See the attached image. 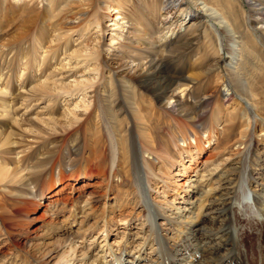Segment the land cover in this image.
Instances as JSON below:
<instances>
[{
  "label": "rangeland",
  "instance_id": "1",
  "mask_svg": "<svg viewBox=\"0 0 264 264\" xmlns=\"http://www.w3.org/2000/svg\"><path fill=\"white\" fill-rule=\"evenodd\" d=\"M91 1L0 4V264H264V26L248 0L227 3L231 27L256 41L241 52L236 38L240 91L228 81L230 46L218 50L206 22L183 31L192 21L174 10L164 18L139 0ZM182 56L209 70L181 80L187 112L212 99L201 128L170 108L158 129L140 126L133 106L114 111L112 126L104 96L126 104L120 92L136 90L165 106L179 90L161 98L153 87ZM151 58L162 69L145 80ZM99 136L106 150L79 162ZM205 194L200 220L188 223Z\"/></svg>",
  "mask_w": 264,
  "mask_h": 264
},
{
  "label": "bare ground",
  "instance_id": "2",
  "mask_svg": "<svg viewBox=\"0 0 264 264\" xmlns=\"http://www.w3.org/2000/svg\"><path fill=\"white\" fill-rule=\"evenodd\" d=\"M5 0H0V4L1 2H4ZM58 2H62V0H56ZM90 3H87L86 7H89L92 5V1L88 0ZM147 0H139V5L143 8H147L149 13L151 15L157 13V12H162V15L164 18H167L168 13H171V10H174V14L177 12V19H182L185 20V22H190L192 21V23H189L187 25V27L185 26L183 28V31H185L188 28H194L196 25H201L204 22H206L208 24L209 27L212 28V30L215 32V35L217 37V39L219 38V42H218V50H220L222 48V44L223 42H225V44H228L230 46V49H227L228 54H230V61L225 63V65H227L226 71L227 74L229 75V83L230 86L233 87V89L235 88L236 90L238 89L239 91L242 88V80L240 78V73L239 71H235L233 70L231 64V59L234 58V56L236 55V50L237 48H235L236 45H238V43L240 41H237L236 38H240L241 36L243 37V34H239L237 32L236 29H234V27H231V24L229 23V16L234 15L233 13H231L229 11V9L227 8V3L228 0H152V3L149 5H145V2ZM247 1V0H246ZM117 2H119V0H117ZM48 3L50 4H55V0H48ZM248 5H249V9L252 12L251 14L254 15L255 19H259L260 21H258V23H260V26H264V0H248L247 1ZM27 2L23 1L20 3V7H26ZM63 6H66V4L62 3ZM58 6V5H55ZM229 6V3H228ZM26 9H23L22 11H25ZM165 10V11H164ZM3 12V11H2ZM1 13V12H0ZM83 13V12H82ZM81 13V14H82ZM2 15V14H1ZM172 16V17H173ZM170 20V19H169ZM174 22V21H173ZM171 22L169 25H172ZM146 25V24H145ZM181 26V25H179ZM244 41H241V52H243V50H245L246 52V47L249 48H253L256 46V41H254L251 37H247L244 36ZM243 43V44H242ZM249 52V51H248ZM21 58H26L28 56V51L24 50L20 53ZM161 65L162 62H157L155 61V59H149L148 62V69H153L151 70L147 76L145 77V80L147 78L151 79V78H156V74L159 73V71H161ZM203 65L202 60H191L190 58H185V57H179V59H177V61L174 63V71L171 75H167L166 79L164 80H157L155 83V87H153V90H158V97L163 98L167 92H171V87L172 85L175 84V88L179 90V93L175 96H169L166 97L167 98V102L165 106H155L154 104H150V97H148L147 95H144V93L136 91V90H127V91H122L120 92L121 96H125V100L126 104L122 103V101L119 99V95L113 91H110L107 95L104 96L105 101H106V105H107V115H109V117L111 118V122H112V126L115 125V123H121L120 121V117L119 119L115 118V114L119 112V110H123L124 107H130L134 108V113L137 114V121L139 122L138 125L140 126H144L147 125L149 126L150 124L153 125V127H155L156 129H158L157 127L163 123H161V119L160 116H163V114H165V112H168V108H170L171 110L177 111L179 112H183V115H187V118L192 121L191 123L196 125L197 127L201 128L203 121L205 119V116L207 114V109L210 106V103L212 101L211 97L209 96H204L200 99H198L197 101L194 102V106H193V113H189L187 112V109L185 107V105L187 104L186 102V98L185 95L187 96L186 92H187V87H185L186 83H181V80H185L186 77L183 76V73L186 71H189V73L187 74V78L186 79H191L192 77H194L195 75H200V74H205L208 71H205L203 73L195 71V68L201 67ZM215 66V65H214ZM219 66V65H218ZM218 68V69H216ZM220 67H214L210 70L215 69L216 71L219 70ZM140 79H142L141 76H137L136 78H133V81H139ZM130 83L132 82V80H129ZM129 81H125V84L128 83ZM191 81V80H190ZM189 81V82H190ZM224 81H226V79H224V75L222 76V84L224 83ZM226 84V83H225ZM118 93V92H117ZM224 98H225V102L227 104H229L231 98V94L226 92L223 93ZM167 96V95H166ZM141 102H149L147 103L148 105L143 106V105H139ZM170 104V106L168 107V105ZM231 104V103H230ZM116 113H115V112ZM114 113V116L113 114ZM91 112H89L85 118L76 125L77 129H85L87 128V126L92 122L91 120ZM118 115V114H117ZM220 115V110L219 108H215L214 110L211 111V117L217 121L218 116ZM119 116V115H118ZM181 120H183L181 117H179ZM166 123H168V126H170L171 122L170 120L166 121ZM116 126V125H115ZM76 130V129H75ZM102 135H104L101 132V137H103ZM93 138H95V140H93ZM91 137L88 139H92L93 141H90L91 143H84V150L86 151V154H83L80 158H79V162H89L90 158L92 156V154H94V156L96 155V152L99 151H105L107 148V143L103 140V142L101 141V138L99 136V138L96 137ZM154 142L157 141V139L153 138ZM100 158V157H99ZM126 160V157L124 155H120V161ZM98 161V160H97ZM101 159H99V164H101ZM64 171H60L59 176L56 177L57 180H61L63 178V173ZM74 171H72L70 173V175H73ZM6 175V171L5 169H3L2 166H0V181L3 179V177ZM48 196H50V194H48ZM250 197V196H249ZM46 198V197H45ZM206 202H207V197L206 194L205 196L202 197V199H200L198 201V203L196 204V206L189 210L186 219L187 222L190 224H194L197 221L200 220V217L202 215V212L206 206ZM255 202V201H254ZM256 203V202H255ZM40 207V206H39ZM180 234V233H179ZM190 235V234H189ZM191 237H194L195 239L198 238L197 240H200V237L198 235V233H194L192 232ZM188 236V237H190ZM180 237V235H179ZM202 241V240H200ZM199 264V262H198Z\"/></svg>",
  "mask_w": 264,
  "mask_h": 264
}]
</instances>
